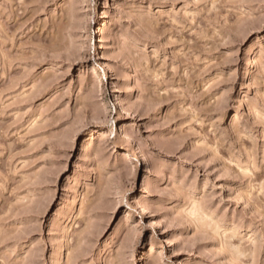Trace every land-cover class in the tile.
Returning <instances> with one entry per match:
<instances>
[{
	"label": "rangeland",
	"instance_id": "obj_1",
	"mask_svg": "<svg viewBox=\"0 0 264 264\" xmlns=\"http://www.w3.org/2000/svg\"><path fill=\"white\" fill-rule=\"evenodd\" d=\"M0 264H264V0H0Z\"/></svg>",
	"mask_w": 264,
	"mask_h": 264
}]
</instances>
